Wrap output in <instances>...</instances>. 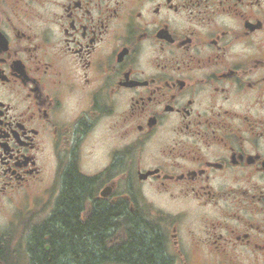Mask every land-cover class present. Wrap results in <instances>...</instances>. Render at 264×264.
Segmentation results:
<instances>
[{"label": "flooded vegetation", "instance_id": "flooded-vegetation-1", "mask_svg": "<svg viewBox=\"0 0 264 264\" xmlns=\"http://www.w3.org/2000/svg\"><path fill=\"white\" fill-rule=\"evenodd\" d=\"M0 199L29 237L76 202L147 264H264V0H0Z\"/></svg>", "mask_w": 264, "mask_h": 264}, {"label": "trees", "instance_id": "trees-1", "mask_svg": "<svg viewBox=\"0 0 264 264\" xmlns=\"http://www.w3.org/2000/svg\"><path fill=\"white\" fill-rule=\"evenodd\" d=\"M79 183L73 181L66 188L65 199H76L79 196ZM70 219H62L55 224L62 228H55L58 233L42 234L41 228H37L28 239L27 254L30 264H98L111 257L114 264H147L157 262L160 254L148 248L154 246L146 237L138 231L136 223L134 228H129L128 244L105 247V237L100 236V226L108 224L107 210H100L95 219L88 223H78L73 215L76 214V202H64ZM7 240L0 238V263L9 264L8 253L10 252ZM49 246V251H45ZM7 257V258H6Z\"/></svg>", "mask_w": 264, "mask_h": 264}, {"label": "rangeland", "instance_id": "rangeland-1", "mask_svg": "<svg viewBox=\"0 0 264 264\" xmlns=\"http://www.w3.org/2000/svg\"><path fill=\"white\" fill-rule=\"evenodd\" d=\"M31 207V202L22 204L0 199V238L8 241L9 264H30L27 246L29 227L31 222L34 223L32 214L28 213Z\"/></svg>", "mask_w": 264, "mask_h": 264}, {"label": "water", "instance_id": "water-1", "mask_svg": "<svg viewBox=\"0 0 264 264\" xmlns=\"http://www.w3.org/2000/svg\"><path fill=\"white\" fill-rule=\"evenodd\" d=\"M46 249L48 250V247H46Z\"/></svg>", "mask_w": 264, "mask_h": 264}]
</instances>
